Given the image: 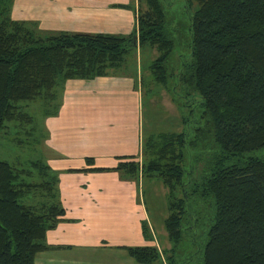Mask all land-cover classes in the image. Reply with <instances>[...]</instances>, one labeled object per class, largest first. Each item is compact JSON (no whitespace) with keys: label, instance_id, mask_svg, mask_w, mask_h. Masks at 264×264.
<instances>
[{"label":"trees","instance_id":"16d2710c","mask_svg":"<svg viewBox=\"0 0 264 264\" xmlns=\"http://www.w3.org/2000/svg\"><path fill=\"white\" fill-rule=\"evenodd\" d=\"M1 1L0 131L12 125L20 134L34 118L23 108L39 103L40 136L32 137L34 126L23 133L32 137L28 142L36 149L43 148L44 121L58 114L67 81L108 76L123 65L130 48H138L140 57L147 47L155 52L147 70L150 85L183 97L181 106L202 109L195 119L181 115L189 131L154 133L142 143V182L158 181L166 190L163 226L170 248L161 252L166 264L169 255L176 264L183 263L178 245L188 229L185 223L196 229L202 220L208 229L201 264H264V159L242 158L264 149V0H183L188 7L195 5L193 62L176 73L166 67L177 27L166 19L164 7L171 0L115 5L135 13L134 29L123 35L45 32L34 22L12 19L13 0ZM198 150L195 157L207 167L196 178L185 161ZM92 170L117 171L137 181L139 167L136 158L127 157L114 168ZM79 171L87 170H72ZM190 210L194 216L186 218ZM64 214L58 175L44 156L21 169L0 161V264H34L49 249L47 232ZM142 234L150 238L147 224ZM121 249L136 264L161 259L153 246Z\"/></svg>","mask_w":264,"mask_h":264},{"label":"crops","instance_id":"0c3cea01","mask_svg":"<svg viewBox=\"0 0 264 264\" xmlns=\"http://www.w3.org/2000/svg\"><path fill=\"white\" fill-rule=\"evenodd\" d=\"M131 2L13 0L11 17L34 22L45 32L123 35L134 29L135 14L115 5ZM140 76L138 68L133 75L110 73L65 83L58 114L44 121L47 139L42 148L47 165L58 175L65 214L47 232L49 249L39 253L34 264H134L121 247L170 248L165 230L150 225L145 182L139 174L133 181L117 171L92 170L114 168L120 158L142 157ZM86 158L93 162L87 163ZM143 224L149 239L143 237ZM157 264H166L163 255Z\"/></svg>","mask_w":264,"mask_h":264},{"label":"rangeland","instance_id":"374dc122","mask_svg":"<svg viewBox=\"0 0 264 264\" xmlns=\"http://www.w3.org/2000/svg\"><path fill=\"white\" fill-rule=\"evenodd\" d=\"M133 2L134 5L137 6V1L133 0ZM170 2L172 3L170 7H164L166 19L170 20L177 27L172 30L174 48L169 60L166 63V67L168 69V73H176L180 69H183V67L186 68L193 62V56L191 55L192 50L190 29L192 16L195 11V5L188 7L184 4L183 0H171ZM0 4H3L1 0ZM12 7L13 5L11 6V10ZM104 34H112V32L108 31ZM140 52L141 56L139 57L138 48H130V50L124 55L123 65L119 68L113 69L111 74L133 75L134 72L138 70V68L141 71V135L143 136L145 143L148 136L154 133L157 134L165 131H189L184 130L186 127L182 123L180 117L184 114L183 118H186V116L189 114L190 116L188 118L195 119V117L200 116L202 112L201 107L196 106L191 108L190 106H181L182 102L184 101L183 97L180 98L176 94V98L171 97L168 94L169 91L160 90L162 88L155 86L153 82V85H150L149 80L151 78L147 70L150 61L154 59V54L148 50L147 47L142 48ZM173 81H175V79H172V82ZM189 89L191 91V86ZM118 93L119 92H115L114 95L117 96ZM170 93L173 94L172 92ZM21 105L24 104L22 103ZM176 106H180L179 108L181 110L178 111ZM23 109L33 114L34 118L31 126H26L27 123H25L22 129L24 131L28 129L33 130L32 126H34L35 132L32 134V137L38 138L41 134L43 122L42 108L40 104L33 103L28 107H24ZM191 111H193V113ZM23 130L19 131L18 129V131L21 133L15 134L16 129L13 128L12 125H9V128L0 131V161H5L10 165L20 169L25 167L27 162L37 159L40 154L41 156H44L41 146L39 145L40 148L36 149L37 147L33 145V142L29 143L28 140H30L32 137H29L26 135V133H23ZM193 136V133H191L190 138ZM14 137L22 139V143L18 144L16 140H13ZM199 151L200 150L196 151L194 154L192 153V156H189V158H187L185 161L186 167L192 168L196 178L201 177L204 173L202 170L206 169L207 167L204 160L195 157L200 153ZM242 158L264 159V149L252 151L249 154L243 155ZM234 161L235 160H232L230 163H233ZM143 182H145L144 200L148 210V218L151 221L150 225L154 224L156 229L162 230V228L164 229L162 222L168 216L167 202L165 197L166 190L163 189L162 184L158 181L156 182L148 180ZM151 185H154L155 188H152ZM192 216L194 215L190 210L186 215V218H190ZM185 224L188 227L186 230L187 235L183 234V240L178 245V250L180 251L179 255H181L180 260L183 262L182 264H201V251L206 240L205 230L208 228L205 226L203 220L196 229L191 228V225H188L187 223ZM158 230H156V232H158ZM156 235H158V233H156ZM159 249L162 251L160 245ZM191 254H193V256L188 258V255ZM170 256L171 255H169L168 263L176 264ZM133 263L135 264L134 261Z\"/></svg>","mask_w":264,"mask_h":264},{"label":"built area","instance_id":"2783aa9c","mask_svg":"<svg viewBox=\"0 0 264 264\" xmlns=\"http://www.w3.org/2000/svg\"><path fill=\"white\" fill-rule=\"evenodd\" d=\"M137 163H138V167H139V172H138V174H139V180H141V163H142V158H141V157L137 160ZM151 234H152V238L154 239V241H156V240H155V236H154V234H153L152 231H151ZM155 248H156V249L158 250V252L160 253V256H162L161 251H160V249H159V246H158L157 244H155Z\"/></svg>","mask_w":264,"mask_h":264}]
</instances>
